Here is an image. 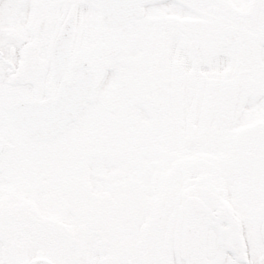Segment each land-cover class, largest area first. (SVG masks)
<instances>
[{
  "label": "rangeland",
  "instance_id": "374dc122",
  "mask_svg": "<svg viewBox=\"0 0 264 264\" xmlns=\"http://www.w3.org/2000/svg\"><path fill=\"white\" fill-rule=\"evenodd\" d=\"M67 5L63 7L62 0H0L1 51L13 44L12 34L29 35L28 28L44 13L58 30L71 3ZM153 10L128 32L134 40L127 35L119 38L121 50L110 56L91 100L77 120L64 125L50 140L32 139L10 118L5 100L10 75L1 68L0 264H19L34 256L48 257L57 264H148L153 239L163 251V239L154 227L157 211L166 208L169 218L171 198L178 197V187L189 180L198 182L193 191L204 197L200 191L207 188L209 174L201 161L206 155L180 153L178 131L169 132L152 104L150 91L140 87L138 80L146 78V68L137 66L134 59L129 60L134 66L119 70L120 58L135 50L160 63L176 56L172 44V50L167 46L175 39L173 25L160 16L155 18ZM99 16L93 0H82L72 41L74 52L90 56L111 43L101 31ZM36 73L29 76L43 77L45 83V75ZM12 84L20 86L21 94L33 97L31 85L24 86L20 80ZM39 86L42 92L43 84ZM182 130L183 138L192 132L186 123ZM239 178L225 171L212 180L220 191V187L226 190L228 179ZM258 181L264 191V168ZM229 191L227 187L225 192ZM177 245L160 254L162 259L155 264H178Z\"/></svg>",
  "mask_w": 264,
  "mask_h": 264
},
{
  "label": "flooded vegetation",
  "instance_id": "af4514ba",
  "mask_svg": "<svg viewBox=\"0 0 264 264\" xmlns=\"http://www.w3.org/2000/svg\"><path fill=\"white\" fill-rule=\"evenodd\" d=\"M81 2L62 0L63 7L71 5L58 30L44 13L28 28L29 35L12 34L13 44L4 52L0 49V70L4 67L10 75L6 103L55 98L62 82L69 79L71 65L82 61L92 68L98 83L110 56L121 50L119 38L127 35L134 40L128 32L154 7L155 18L160 16L173 25L175 39L167 46L172 50V44L176 56L168 55L170 59L160 63L135 50L120 58L119 70L134 66L129 62L134 59L137 66L147 69L146 78L138 80L140 87L150 91L152 104L169 132L178 131L180 153L206 155L201 163L206 164L211 180L207 176V188L200 191L204 197L193 191L198 189L196 180L178 187V197L171 198L167 206L173 208L169 218L166 208L157 211L154 227L163 239V251L153 239L149 244L153 254L147 256V263L160 261V254L178 244V264H264V191L263 183L261 189L258 185L264 168V0H147L143 15L118 28L105 26L99 16L101 31L111 43L90 56L72 49L65 70L54 78L55 42L74 7L76 31ZM93 2L100 10L99 1ZM34 70L45 75V83L43 77L29 76ZM19 80L32 86L33 97L21 94L20 86L12 84ZM183 123L188 130L192 128L186 138L181 136ZM225 171L242 178L227 180L226 190H232L228 194L224 187L215 189L212 180ZM23 226L31 230L29 224Z\"/></svg>",
  "mask_w": 264,
  "mask_h": 264
},
{
  "label": "bare ground",
  "instance_id": "6f19581e",
  "mask_svg": "<svg viewBox=\"0 0 264 264\" xmlns=\"http://www.w3.org/2000/svg\"><path fill=\"white\" fill-rule=\"evenodd\" d=\"M53 52L55 75L63 67L65 68L66 65L64 63V60H66L67 58L65 57L66 55H64V50L58 51V44L57 46L55 44ZM89 68L90 67L86 64L85 61L71 65L69 73L70 75L68 74L69 79H65L62 82L59 94L55 98H49L44 101H26L24 99H18L14 104L9 106V111H12L13 113L11 114L12 118H22L23 116L28 120V123H30V127L33 126L38 134H50L52 131L48 130L52 129L55 123L57 124L61 120L64 121L68 119L67 117H72L74 115L75 109L77 108V105L79 104V100L81 98L84 99L85 95H89L92 86L94 88L96 77L92 68ZM83 79L85 80V82H83ZM86 85H91L90 88L88 87L87 91ZM19 108L27 109L26 112H28L29 114L22 112ZM20 124L23 125L22 123ZM23 126L26 128L25 125Z\"/></svg>",
  "mask_w": 264,
  "mask_h": 264
},
{
  "label": "water",
  "instance_id": "95a60500",
  "mask_svg": "<svg viewBox=\"0 0 264 264\" xmlns=\"http://www.w3.org/2000/svg\"><path fill=\"white\" fill-rule=\"evenodd\" d=\"M145 1L147 0H100L99 2L102 10L103 21L105 22L106 25L111 27L124 26V24H126L127 22L133 21L136 16L142 15L143 13L142 3ZM70 18L67 20L66 25H64V30L56 43V46L58 44V51L64 50V55H66L65 57L67 58L66 60H64L65 65L69 57L70 44L73 37L74 20H75L74 12H72ZM63 68L60 71H58L54 77H57L59 73L63 70ZM83 82H85L84 79ZM90 86L86 85V91L88 87L90 88ZM92 89L93 86L91 88L89 95H85L84 99L81 98L79 100V104L77 105L78 109L77 108L75 109L74 115L72 117H67L68 119L64 121L61 120L57 124L55 123L53 128L48 130V131H52L50 134H45V133L41 135L38 134L35 128H33V126L30 127V123H28V120L25 119L23 116L22 118L16 117L14 120L19 124L22 123L23 125H25L28 133L34 139L36 140L50 139L58 134L59 130L64 124H67L78 117L79 112L82 110L84 104L89 99L90 94L92 93ZM19 109L22 112L29 114L28 112H26L27 109H23V108H19ZM9 113L13 114L12 111H9ZM21 264H56V263H54L52 260L46 257H34L31 260L22 262Z\"/></svg>",
  "mask_w": 264,
  "mask_h": 264
}]
</instances>
